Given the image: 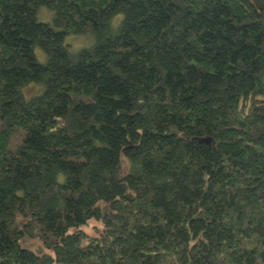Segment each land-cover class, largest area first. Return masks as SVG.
<instances>
[{
	"label": "trees",
	"instance_id": "trees-1",
	"mask_svg": "<svg viewBox=\"0 0 264 264\" xmlns=\"http://www.w3.org/2000/svg\"><path fill=\"white\" fill-rule=\"evenodd\" d=\"M0 264H264V0H0Z\"/></svg>",
	"mask_w": 264,
	"mask_h": 264
},
{
	"label": "rangeland",
	"instance_id": "rangeland-1",
	"mask_svg": "<svg viewBox=\"0 0 264 264\" xmlns=\"http://www.w3.org/2000/svg\"><path fill=\"white\" fill-rule=\"evenodd\" d=\"M70 42L73 44V46H80V44H84L86 42V39L76 38ZM33 91H34V88L30 87L26 90V93L29 94Z\"/></svg>",
	"mask_w": 264,
	"mask_h": 264
},
{
	"label": "clouds",
	"instance_id": "clouds-1",
	"mask_svg": "<svg viewBox=\"0 0 264 264\" xmlns=\"http://www.w3.org/2000/svg\"><path fill=\"white\" fill-rule=\"evenodd\" d=\"M120 20H121V17H120V16H117V17L114 19V21H113V25L115 26V25L119 24ZM82 39H87V42H88V43L91 42V41H90V38H82Z\"/></svg>",
	"mask_w": 264,
	"mask_h": 264
}]
</instances>
